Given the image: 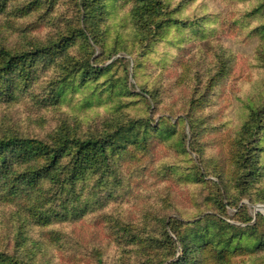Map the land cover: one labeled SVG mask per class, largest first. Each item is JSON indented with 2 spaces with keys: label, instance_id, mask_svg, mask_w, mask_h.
I'll return each instance as SVG.
<instances>
[{
  "label": "rangeland",
  "instance_id": "rangeland-1",
  "mask_svg": "<svg viewBox=\"0 0 264 264\" xmlns=\"http://www.w3.org/2000/svg\"><path fill=\"white\" fill-rule=\"evenodd\" d=\"M248 1L164 0L175 19L189 22L167 24L141 41L130 16L133 1L112 0L102 9L106 14L99 13L100 28L109 27L105 40L92 44L77 37L66 45L63 39L80 24L81 0H0V46L25 52L58 42L50 53L0 75V137L44 139L64 131L90 137L135 122L140 140L111 151L113 168L103 185H95L92 176L83 190L101 206L77 219L42 224L50 190L28 193L24 182L7 179L2 171L0 247L21 258L30 253L36 264H138L143 254L125 242L137 233L148 239L146 232L154 236L147 243L176 238L171 219L204 218L203 232L222 218L251 227L257 213L264 214V202L253 203L238 192L243 185L229 181L235 168L231 144L260 76L251 33L258 20L246 14ZM199 16L205 21L193 23ZM220 60L225 72L214 80ZM87 61L96 67L91 74L81 70ZM255 140L264 146V129ZM5 155L14 158V147L0 153V165ZM224 183L229 190L223 196ZM243 204L253 217L249 223L242 221ZM113 219L133 226L120 227L118 238ZM189 226L192 231L199 225ZM251 232L232 264H264V250L251 251L264 221ZM20 233L26 239L19 246L14 238Z\"/></svg>",
  "mask_w": 264,
  "mask_h": 264
},
{
  "label": "trees",
  "instance_id": "trees-1",
  "mask_svg": "<svg viewBox=\"0 0 264 264\" xmlns=\"http://www.w3.org/2000/svg\"><path fill=\"white\" fill-rule=\"evenodd\" d=\"M132 1L130 16L135 26V33L141 41L155 37L167 24L189 22V17L175 19L174 9H170L164 0ZM111 2L112 0H81L83 12L80 14V24L63 39L65 44L67 45L70 40H75L77 37H84L92 44L105 40L109 27L107 25V28H100L99 13L105 15L106 12L102 9H106ZM244 10H247L246 14L252 20H258L251 33L257 40L256 65L260 76L255 79V86L248 96L249 110L244 114L245 120L231 144L230 161L234 159L235 168L229 181L243 185L238 192L249 195L250 200L255 203L264 202V146L261 147L260 143H255V138L264 129V0H249ZM195 18L193 23L199 25L205 21V16ZM119 35L122 36V32H119ZM56 43L58 42L52 41L40 44L32 47L31 51L25 52H14L0 46V75L6 76L7 73L15 71L28 58L36 60L40 55L50 53ZM217 65L214 80L220 78L225 72V66L221 60ZM81 70L84 74H91L96 71V67L94 63L87 61ZM190 120L193 121L192 118ZM134 124L135 122H131L127 127L119 126L115 131L109 130L90 137H78L69 131L58 135L51 134L44 139L4 134L0 137V153L13 146L15 155L14 158L5 155L6 158L0 165V178L4 177L2 171H6L5 177L24 182L28 193L44 188L50 190L46 199L49 207L43 212L42 224L48 225L63 219L82 217L89 210L101 206L99 201L92 202L89 192L84 193L83 190L92 176L96 177V183L93 182L95 185H103L102 180L113 168L111 151H117L123 144L129 142L140 144L135 134ZM224 155L226 156L227 153ZM14 173L17 174L15 177L12 176ZM224 177L225 175L221 177V183ZM223 185L222 195H228L229 188L225 183ZM253 188L255 190H251ZM65 192L68 193L65 194ZM89 203H93V206ZM57 207H62L61 211L57 210ZM223 207L225 208V204ZM239 208L245 211L244 214L241 213L242 221L247 223L252 221L253 217L246 211L247 205H240ZM17 213L22 217L19 211ZM113 220L118 226V238H120V227L126 229L130 224L133 226L132 222ZM202 220L204 218L183 223L181 220L171 219L168 224L176 238L167 235V238L161 241L160 238L155 237L156 243L152 244L146 242L150 238L154 239L149 232H146L148 239L137 233L134 236L131 235L130 242H125V245L133 244L136 253L143 254L138 264H232V256L238 251L245 250L241 249L243 246L240 242L246 235V231L251 230L253 233L256 224L264 221V214L257 213L256 221L252 225L247 224L251 226L247 229L222 218L219 219L222 224H218L215 229L209 228L203 232L200 226ZM186 224L188 226H185ZM190 224L199 226H195L197 228L191 231ZM163 228H165L164 223ZM229 228H232V231ZM164 234H167V230ZM14 239V243L20 246L26 237L20 233ZM256 241L251 251L254 249L263 251L264 233L256 237ZM144 244L149 248H144ZM179 248L182 252L177 253ZM29 254L26 253L21 258L22 253L10 254L6 248L0 247V264H36L33 260L29 261L31 258Z\"/></svg>",
  "mask_w": 264,
  "mask_h": 264
}]
</instances>
